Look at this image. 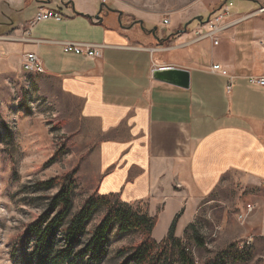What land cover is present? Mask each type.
Segmentation results:
<instances>
[{
    "label": "crops",
    "instance_id": "crops-1",
    "mask_svg": "<svg viewBox=\"0 0 264 264\" xmlns=\"http://www.w3.org/2000/svg\"><path fill=\"white\" fill-rule=\"evenodd\" d=\"M230 2L218 44L198 39ZM263 8L205 0L166 14L121 0H0V70L12 77L25 54L39 56L44 73L34 76L56 81L80 104V121L96 127L95 191L144 205L157 218V242L176 217L181 237L201 203L235 174L256 194L264 237V87L248 81L264 77ZM41 10L63 20L28 28ZM66 43L102 46V58L67 54ZM214 65L228 77L211 73ZM161 68L189 72V87L155 80Z\"/></svg>",
    "mask_w": 264,
    "mask_h": 264
},
{
    "label": "rangeland",
    "instance_id": "rangeland-1",
    "mask_svg": "<svg viewBox=\"0 0 264 264\" xmlns=\"http://www.w3.org/2000/svg\"><path fill=\"white\" fill-rule=\"evenodd\" d=\"M121 1L135 9L161 10L166 14L205 4V0ZM253 1L264 7V0ZM4 70H0V264H14L15 250L27 228L45 212L48 200L60 189L45 191L37 188L38 183L53 179L60 183L64 177L72 176L77 182L73 190V214L90 197L98 195L97 144L96 127L80 121V104L61 94L56 81L34 76L23 68L13 71L12 77ZM253 194L256 195L239 175H230L201 203L195 221L181 237L176 235L177 220V239L194 246V231L188 229L191 225L204 239V250L192 249L197 264H205L231 245L250 251L252 258L247 264H264V237L259 233L262 223L256 216ZM132 207L137 211L147 209L144 205ZM103 214L99 212L93 217L84 243ZM157 231L159 237L164 231L163 224ZM142 240L136 232L119 234L114 226L108 255L102 264H123L126 256L121 252L137 247Z\"/></svg>",
    "mask_w": 264,
    "mask_h": 264
},
{
    "label": "trees",
    "instance_id": "trees-1",
    "mask_svg": "<svg viewBox=\"0 0 264 264\" xmlns=\"http://www.w3.org/2000/svg\"><path fill=\"white\" fill-rule=\"evenodd\" d=\"M76 184L72 176L64 177L60 183L53 179L37 184L45 191L60 189L48 200L45 212L27 228L15 250L14 264H102L114 226L119 234L136 232L143 239L137 247L121 252L126 256L123 264H197L192 249L204 250L205 242L195 231V225L188 228L194 231V246L175 237L178 217L168 236L158 243L152 237L157 218H151L147 209L137 211L123 204L116 196H92L73 214ZM99 212H104L103 218L84 243L87 227ZM251 258L250 251L231 245L205 264H247Z\"/></svg>",
    "mask_w": 264,
    "mask_h": 264
},
{
    "label": "built area",
    "instance_id": "built-area-1",
    "mask_svg": "<svg viewBox=\"0 0 264 264\" xmlns=\"http://www.w3.org/2000/svg\"><path fill=\"white\" fill-rule=\"evenodd\" d=\"M233 6L232 2L228 3L226 8H223L220 11V14H217L213 20H209L208 28L209 31L207 32H199L197 33L198 39H212L215 40V44H218L217 38L215 37L218 32L222 31V27H219V24L225 20L229 16V8ZM264 12V8L260 11ZM47 20H55V21H62L63 17L58 12L54 11H39L35 17L28 23V28H34L41 22ZM164 25L169 24V20H164ZM64 52L67 54H75V55H83L89 58L100 59L102 58V46H93V45H79V44H64ZM22 68L27 73L32 74H43L44 67L43 63L39 56L35 53H27L24 55ZM210 72L213 74H218L222 76L228 77V73L219 65H214L210 68ZM249 83L252 85L264 87V77H255L252 76L248 79ZM231 90V86L228 87V91Z\"/></svg>",
    "mask_w": 264,
    "mask_h": 264
},
{
    "label": "water",
    "instance_id": "water-1",
    "mask_svg": "<svg viewBox=\"0 0 264 264\" xmlns=\"http://www.w3.org/2000/svg\"><path fill=\"white\" fill-rule=\"evenodd\" d=\"M103 7L101 8L102 12ZM210 20V19H209ZM196 21L201 22L202 18H196ZM188 24L185 26L183 32L187 30ZM153 78L167 84L175 85L187 89L190 83V74L187 71H182L173 68H161L153 72Z\"/></svg>",
    "mask_w": 264,
    "mask_h": 264
}]
</instances>
